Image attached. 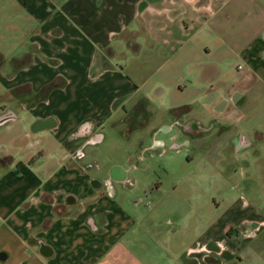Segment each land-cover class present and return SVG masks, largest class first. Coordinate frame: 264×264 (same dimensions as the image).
I'll return each mask as SVG.
<instances>
[{"label":"crops","instance_id":"crops-1","mask_svg":"<svg viewBox=\"0 0 264 264\" xmlns=\"http://www.w3.org/2000/svg\"><path fill=\"white\" fill-rule=\"evenodd\" d=\"M7 112L0 264H264V0H0Z\"/></svg>","mask_w":264,"mask_h":264},{"label":"rangeland","instance_id":"rangeland-1","mask_svg":"<svg viewBox=\"0 0 264 264\" xmlns=\"http://www.w3.org/2000/svg\"><path fill=\"white\" fill-rule=\"evenodd\" d=\"M171 124L172 123L163 124V125L168 126V125H171ZM163 125H161V126H163ZM211 130H212V128L208 129V131H211ZM211 133L204 134L203 137L199 138L201 140V142L199 144H197V142H195V141L192 142V146L190 145L191 143H190L188 138H184L182 141H178L177 139H172L168 143L164 142L163 144H160V142L162 141L160 139L162 137V134H160V132L157 135H153L152 137H150L149 135H145L139 141L136 140L135 138L125 139L124 142H123V146L126 147V145H130V146H133L134 148H137L140 145V142H144L148 146L150 144V146H152L153 149L158 148L159 144H160L161 148L169 149L171 144H172V142H176V143L181 144L180 149H183V151H186L185 149H191V151L188 150L189 152L198 151L197 155H193V153H191V156L193 157V159H192L193 162H203V161L212 162V161H215L218 158V149H220L219 144H221L223 142V140L229 135L226 138V140H228V138H230L231 134H228L224 139L219 141V143H216L215 139L212 136L213 134H211ZM248 137H249V139L252 142V146L250 148H248V149H255V146L258 144V143H256L257 140L251 134L248 135ZM107 141H108V143L106 145L110 146L111 138L107 139ZM117 144L119 145V144H122V143L121 142H117ZM226 146L227 147L225 149H231L230 145L227 144ZM91 148L92 147H87L86 151L90 150ZM116 153H117V151L114 150V151H111V153H109V154L112 157H117L118 155ZM184 153H186V152H183L182 155H184Z\"/></svg>","mask_w":264,"mask_h":264},{"label":"built area","instance_id":"built-area-1","mask_svg":"<svg viewBox=\"0 0 264 264\" xmlns=\"http://www.w3.org/2000/svg\"><path fill=\"white\" fill-rule=\"evenodd\" d=\"M15 118H16V116L13 113H11V112L4 113V114L0 115V125L4 124L8 120H12V119H15ZM172 128H173V125H168V126L165 127L166 130H170ZM209 128H211V126L210 127H208V126H205V127L203 126L202 127V126L198 125L197 129H198V131H200V130H208ZM75 134H77V133H75ZM98 135L99 134H97L96 136L89 137L86 140L85 144H95V143L99 142L101 137H100V135L99 136ZM246 142L247 141H246L245 137L239 136V138L237 139V142H236L237 148L245 145ZM160 144H163V142H160ZM84 146L85 145H83L80 148L76 149L73 152L72 157L75 158V159H82L85 156ZM180 147H181V144L176 143V142H172V144H171L169 149L178 150V149H180ZM103 186L105 187V189H107V192L109 194H112L111 191L113 189V180L111 178L105 179L104 182H103Z\"/></svg>","mask_w":264,"mask_h":264}]
</instances>
